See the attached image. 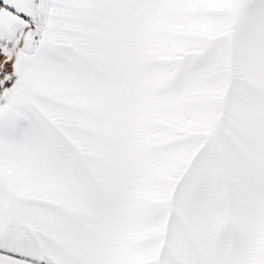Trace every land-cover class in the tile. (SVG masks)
<instances>
[{"label":"snow or ice","instance_id":"6c2138e0","mask_svg":"<svg viewBox=\"0 0 264 264\" xmlns=\"http://www.w3.org/2000/svg\"><path fill=\"white\" fill-rule=\"evenodd\" d=\"M0 264H264V0H0Z\"/></svg>","mask_w":264,"mask_h":264}]
</instances>
